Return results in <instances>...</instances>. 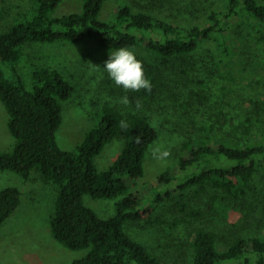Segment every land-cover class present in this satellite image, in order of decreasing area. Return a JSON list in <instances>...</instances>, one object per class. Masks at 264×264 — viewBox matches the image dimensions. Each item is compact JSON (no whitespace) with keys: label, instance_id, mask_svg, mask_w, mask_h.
Returning <instances> with one entry per match:
<instances>
[{"label":"trees","instance_id":"16d2710c","mask_svg":"<svg viewBox=\"0 0 264 264\" xmlns=\"http://www.w3.org/2000/svg\"><path fill=\"white\" fill-rule=\"evenodd\" d=\"M62 0H35L34 13L7 31H0V100L8 114L7 127L15 138L13 147L0 151V170L18 173L23 179L38 171L46 181L59 186L51 226L55 238L71 249H88L83 257L69 264H163L147 245L133 238L125 229L128 222L149 221L157 201L171 195L170 187L179 190L196 187L197 192L208 186L222 189L233 198L245 194L251 182L264 169V131L254 132L252 115L244 122L245 140L224 133L215 143V124H203L182 144L178 158L181 177L171 169L159 175L165 186L152 189L153 204H144V195L131 191V184L145 174L146 155L158 139L159 131L144 112H123L117 106L104 105L101 119L85 135L75 149L63 148L57 131L63 122V102L75 91L72 82L51 66H36L32 71V87L28 88L19 64L25 46L30 42H80L92 39L104 48L117 50L145 45L161 60L170 64L196 50L205 40L215 39L226 59L235 55L232 45L221 41L226 37L233 19L251 17L264 22V0H221L222 8H209L203 22L184 23L166 18L159 10L135 9L130 0L119 1L112 17L103 19L101 12L106 0H83L82 9L54 15ZM178 6L182 0H172ZM193 1V0H192ZM196 7L186 2L185 7ZM6 64L7 71L3 65ZM231 64V63H230ZM228 67V66H227ZM152 83L153 95L167 73L145 68ZM231 72V69H228ZM234 79L231 74L221 73ZM264 101H255L253 113H259ZM126 121L127 128L120 127ZM236 133L240 124L231 120ZM248 135V136H247ZM243 136V137H244ZM119 138L124 146L115 161L100 170L96 156L105 145ZM137 138L140 142L137 143ZM164 190V192H161ZM18 186L0 189V228L22 201ZM85 195L93 198H116L114 215L103 218L85 204ZM216 194L209 208L233 213V206L222 204ZM206 212L192 209L190 214ZM194 250L193 264H264V238L237 236L225 250L218 248L217 235L206 228L191 232Z\"/></svg>","mask_w":264,"mask_h":264},{"label":"rangeland","instance_id":"374dc122","mask_svg":"<svg viewBox=\"0 0 264 264\" xmlns=\"http://www.w3.org/2000/svg\"><path fill=\"white\" fill-rule=\"evenodd\" d=\"M34 1L0 0V31L9 30L25 17L30 18L34 13ZM119 1L106 0L101 17H112ZM130 1L135 9L159 10L157 12L164 17L184 23L203 22L207 9L223 7L221 0H182L181 7H185L186 2H195L196 7L188 4V10L180 9L172 0ZM82 5L83 0H62L54 15L80 11ZM219 39L232 45L235 53L223 63L224 55L215 39L203 41L192 53L174 58L170 64L164 63L145 45L133 48L137 58L143 61L144 69L149 67L157 73L163 70L169 74L153 95L125 92L116 86L103 68L109 52L115 50L104 48L92 39L30 42L25 46L19 69L28 88L32 87V71L36 66L59 69L75 86L71 98L63 102V122L57 131L63 148L75 149L83 141L86 133L100 121L106 104L117 106L123 112L140 111L149 116L159 137L147 152L144 176L131 184V191L141 192L144 204L149 205L156 201L152 189L165 186L159 180L160 174L171 169L178 180L181 177L178 158L182 144L201 125L215 124L218 132L215 143H219V137L224 133L245 140L244 122L249 115L253 117L254 132L264 131V105L259 113L252 112L255 101H264V22L247 16L235 18L226 37L219 36ZM3 67L7 71L6 64ZM221 73H232L234 79ZM124 95L130 100L127 106L119 103ZM137 100L140 101L138 109ZM7 120V111L0 100V151L10 150L15 143ZM231 120L241 126L236 133L231 130ZM156 144L171 146L167 160L152 157L150 150ZM123 146L124 142L119 138L107 143L96 156L98 168L107 169ZM261 171L251 182V188H247L248 192L238 198L211 185L198 193L196 187L179 190L175 182L166 184V187L172 185L171 195L162 194L163 199L157 201L151 219L128 222L125 229L147 245L163 264H193L191 232L195 228L215 232L221 250L228 248L237 236L264 238V169ZM7 186L20 187L23 195L19 207L0 228V264H69L87 254L88 249L68 248L53 234L51 219L59 194L56 183L46 181L38 171H33L31 178L25 180L14 171L0 170V189ZM216 194L220 195L222 204L233 206V213L209 208ZM121 198L85 195L84 201L99 216L108 218L115 214L116 203ZM192 209L206 213L192 215Z\"/></svg>","mask_w":264,"mask_h":264},{"label":"clouds","instance_id":"9594fccd","mask_svg":"<svg viewBox=\"0 0 264 264\" xmlns=\"http://www.w3.org/2000/svg\"><path fill=\"white\" fill-rule=\"evenodd\" d=\"M103 68L115 85L123 88L125 92L145 90L150 93L152 91L153 86L150 79L145 75L143 61L138 59L136 53L128 47H120L115 51H110ZM119 103L129 105V97L127 95L120 97ZM139 107L140 101L137 100L136 108ZM119 123L122 129L127 128L126 121L122 120ZM139 142L140 140L137 138V143ZM170 147L156 144L150 150L151 155L154 159L165 161L171 155Z\"/></svg>","mask_w":264,"mask_h":264}]
</instances>
